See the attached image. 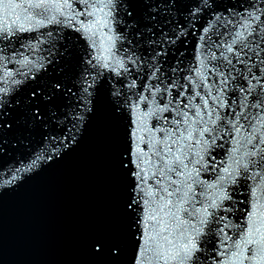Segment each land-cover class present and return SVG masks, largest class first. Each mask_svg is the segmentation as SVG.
Wrapping results in <instances>:
<instances>
[{"label": "snow or ice", "instance_id": "1", "mask_svg": "<svg viewBox=\"0 0 264 264\" xmlns=\"http://www.w3.org/2000/svg\"><path fill=\"white\" fill-rule=\"evenodd\" d=\"M101 130L74 264H264V0H0V199Z\"/></svg>", "mask_w": 264, "mask_h": 264}, {"label": "water", "instance_id": "2", "mask_svg": "<svg viewBox=\"0 0 264 264\" xmlns=\"http://www.w3.org/2000/svg\"><path fill=\"white\" fill-rule=\"evenodd\" d=\"M106 134L61 170L0 199V264H74L82 231L106 211Z\"/></svg>", "mask_w": 264, "mask_h": 264}]
</instances>
